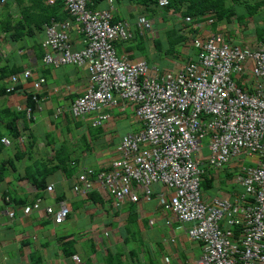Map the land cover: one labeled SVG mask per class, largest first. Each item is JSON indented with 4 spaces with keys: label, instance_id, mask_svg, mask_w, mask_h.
Listing matches in <instances>:
<instances>
[{
    "label": "built area",
    "instance_id": "1",
    "mask_svg": "<svg viewBox=\"0 0 264 264\" xmlns=\"http://www.w3.org/2000/svg\"><path fill=\"white\" fill-rule=\"evenodd\" d=\"M87 2L63 0L85 46L72 50L70 21L51 24L42 41L43 61L85 68L88 86L71 104L73 118L95 115L93 126H101L111 117L105 111L124 114L130 109L141 127L120 139L117 157L105 169L82 170L80 186L74 185L73 191L86 195L96 187L116 208L148 202L155 194L159 208L169 214L165 226L178 223L199 245L195 264H264V39L249 49L220 33L195 37V59L179 69L162 70L115 48L133 38L134 25L140 33L152 27L144 16L135 24L112 23L110 10L89 9ZM158 4L165 6L167 0ZM32 76L29 70L11 75L7 92ZM43 83L33 80V87L37 90ZM1 143L9 144L6 138ZM243 155L257 156L255 167L241 165L234 177L243 191L232 198L205 197V168L213 182ZM46 191L51 192L52 185ZM39 207L35 202L23 212ZM44 211L56 224L70 213L64 202ZM72 258L79 262L77 255Z\"/></svg>",
    "mask_w": 264,
    "mask_h": 264
},
{
    "label": "crops",
    "instance_id": "2",
    "mask_svg": "<svg viewBox=\"0 0 264 264\" xmlns=\"http://www.w3.org/2000/svg\"><path fill=\"white\" fill-rule=\"evenodd\" d=\"M259 1L262 0H254ZM7 3L9 4L7 13L11 14L10 19L13 22L23 20V14L27 16L34 13L37 23L33 22L31 25L36 29L41 19L38 12L33 10L35 7L30 1L26 0L20 6L17 0H7ZM115 4L117 7L112 9V14L114 18H121L120 20H136L138 11L141 10L126 2L115 1ZM109 6H113V3L105 1L99 7L108 9ZM162 17L155 16L150 19L153 22V29L144 32L140 37L154 49L150 54L146 50L144 53L137 51L141 50L142 45L135 44L132 47L131 42L117 45L118 53L126 55L129 59L146 60L150 66L162 67L164 64L157 61L164 60L172 64L171 67L165 68L179 69L193 56L195 59V55H189L190 50H193L190 42L194 36L205 37L221 33L227 37L228 33L235 30L237 33L235 40L232 36H228V39L234 44L240 41L249 49H254L259 41L256 37V28L264 29V6L259 9L255 18L240 21L233 18L228 23L217 24L215 21L204 20L199 24L193 37L187 28L184 30V27H180L182 22L178 16L169 14ZM209 25L213 26L212 30ZM40 26L41 29L34 30L33 35L21 38L17 43H11L5 33H0V75L6 69L15 68L19 72L30 70L33 74L30 80L19 81L13 93L0 97V135L2 134V139L7 138L10 141L9 145H0V163L6 161V176L0 179V264H107L104 262L105 254L120 251L126 264H131L128 257L132 256L142 243L152 246L148 248L146 255L153 259L159 248L157 243L159 239L163 243L161 248L168 250L170 264L184 262L195 264L197 258L194 257L193 248L199 245L191 242L176 223H172L170 227L163 225L169 214L159 208L155 197L148 202L139 204L127 202L116 208L111 197L96 187L92 196L73 191L74 185L80 186L77 177L82 170L92 169L99 172L117 157L116 146L120 138L128 133L115 136L117 130L123 131L134 125L136 132L140 130L141 124L139 121L132 122V118L125 115L128 111L131 112L129 109L124 114H120L116 109L107 110L111 117L102 123L100 129L91 128L95 115L89 117L86 115L82 119L69 118L72 102L82 96L88 86V76L84 67L73 65L53 67L42 64L41 42L44 39L45 26L44 24ZM178 26L181 34L188 38L187 42L179 44L185 56L163 57L162 53L154 48L153 40H157L159 35L163 34L165 40L161 43L166 45L164 42L167 31L178 29ZM69 36L73 49L79 50L83 47V36L75 27L70 29ZM170 60L173 62L170 63ZM39 77L45 78V82L36 90L32 82ZM8 78L9 75L0 83L7 85ZM27 96L35 97L30 105L32 111L29 116L26 113ZM6 112L18 113V119L15 121L17 139L8 137L10 131L5 124L9 116L4 114ZM55 153L63 155L69 153L67 160L75 163L73 168L68 167L71 171L64 173L60 168L53 169L57 164ZM241 165L255 167L257 156L243 155L240 160L228 164L219 172L217 180L213 179L210 187L203 189L207 190L204 196L232 198L235 194L241 193L243 188L234 179ZM36 167L42 171L47 170V174L43 176L44 186L40 190L31 179L23 175L27 169L33 174ZM205 170L204 176L209 179L212 172L206 168ZM48 185H52L51 192L46 191ZM229 185L233 186L232 192L227 189ZM209 190H212L213 194L208 193ZM36 201L39 202L40 210L32 211L30 214L23 213L25 206H30ZM60 202L69 207L70 213L63 223L55 224L52 218L46 216L44 208L47 206L57 208ZM9 212L13 213L12 217L8 215ZM151 220H154V225L150 226ZM159 224L163 228H159ZM158 232L160 233L157 235ZM179 232H183V236L178 237ZM104 237H108V241L103 246ZM124 238L127 246L123 243ZM171 239L174 241L171 242ZM136 240L141 241L137 246ZM186 241H189L190 248L185 245ZM181 254L185 256L184 261ZM75 255L79 257V262L73 260L72 257ZM147 256L137 261V264H149L146 261ZM162 258L158 260L159 264Z\"/></svg>",
    "mask_w": 264,
    "mask_h": 264
},
{
    "label": "trees",
    "instance_id": "3",
    "mask_svg": "<svg viewBox=\"0 0 264 264\" xmlns=\"http://www.w3.org/2000/svg\"><path fill=\"white\" fill-rule=\"evenodd\" d=\"M26 0H17L18 5H22ZM32 3V5L35 7L33 10L38 12L39 18L41 19V22L38 26H36V29H41V24H44V34L46 28L54 24L56 22L61 23L68 19H72L70 17L68 11L65 9L63 0H56L54 4H48L47 0H28ZM106 0H88L87 2V8L92 10L99 9V6L105 2ZM117 2H126L130 6H134L136 9H141L139 12V15H144L147 17V19H153L155 16H167L169 14H172L173 16H178L182 23H180V27L184 30L187 28L189 34H191L193 37L194 34H196V30L198 27L195 25L200 24L202 21L207 20L208 22H216L222 23L226 22L228 23L231 19H236L237 21L244 20L245 18H253L259 11V9L264 6V1L259 2H252V0H167V5L160 7L158 4L159 0H114ZM8 6L7 0L3 4L0 5V33H5L7 35L6 38H8L11 43H17L18 40L24 37H30L33 35L34 26L31 24L37 23L35 21L34 13H30L29 15L25 16L23 14L22 18L23 20L19 22H13L11 19V14H8ZM24 10V9H23ZM138 15V16H139ZM42 16V17H41ZM119 17V16H117ZM189 17L191 19L190 22L186 23L185 19ZM3 18V20H2ZM11 18V19H10ZM163 18V17H162ZM121 18H112V23L117 22ZM180 21V22H181ZM164 23V21L162 22ZM264 32V29H263ZM139 32L136 31L135 37L138 38V44L142 45L140 48L141 52H145V42H143V39H141V35ZM181 30L178 26V29H172L171 31H167L166 33V45H162L160 40H153L154 48L162 53L163 57H177V52L175 50V47L179 44H184L188 41V38L186 35L181 34ZM256 37L259 41H262L264 39V33H256ZM191 39V38H190ZM132 41V40H131ZM130 43V42H129ZM117 45H122L116 44ZM42 49V47H41ZM128 49H130L128 47ZM42 51H44L42 49ZM131 51V50H129ZM48 66H53L51 64H47ZM55 67V66H53ZM18 69H6L2 72L0 75V82L4 80V78L9 75V78L11 75L18 74ZM5 85L4 83H0V97L2 96H8L10 93H13L16 90V86L13 87V90L7 92V89L12 86L11 82L9 81ZM81 97V96H80ZM35 97L27 96L26 100L28 103L27 109L29 110V115L32 111V107L30 105L34 101ZM108 111H105L104 113H107ZM4 114H7L9 116V119L6 121L5 127L10 131L8 137L17 139L18 138V131L15 127V121L18 119V113H12V112H6ZM28 115V116H29ZM99 127V128H98ZM93 129H100V126H91ZM91 130V129H90ZM89 132V131H88ZM2 134L0 135V139H2ZM28 141V140H27ZM28 143V142H27ZM2 143L0 142V145ZM27 145V144H26ZM69 157V153L67 155H63L61 153L56 154L55 153V161L56 165L53 167V169L60 168L63 170V172H69L71 171L68 167L71 166V168L74 167V162L67 160ZM6 161L0 163V179L3 178V174L6 173ZM36 172L33 174L27 169L25 172V177L32 180V183L35 185V187L40 190L44 184H43V176H45V173L47 174V170L44 169L42 171L40 168L36 167L34 169ZM97 173V172H94ZM211 179H208L207 176L203 177V180L201 182L202 188L205 189L207 187H210ZM91 196L94 195V190L89 192ZM155 197V194L153 195ZM152 197V199H153ZM135 204V203H133ZM124 205V204H123ZM120 208V207H118ZM138 242V240H136ZM123 243L126 245V240L124 238ZM162 241L158 240V250L163 252ZM127 246V245H126ZM134 252V251H133ZM107 264H126L125 260L123 259V254L120 252L112 253L108 252L105 254V261ZM131 263V262H130ZM140 263V262H139ZM136 264V263H133ZM149 264H159L158 260L150 259Z\"/></svg>",
    "mask_w": 264,
    "mask_h": 264
},
{
    "label": "rangeland",
    "instance_id": "4",
    "mask_svg": "<svg viewBox=\"0 0 264 264\" xmlns=\"http://www.w3.org/2000/svg\"><path fill=\"white\" fill-rule=\"evenodd\" d=\"M254 0H252V2H253ZM116 7H117V5H116ZM256 17V15L253 17V18H255ZM178 20V19H177ZM179 21H181V19H179ZM181 22H183V21H181ZM209 27H210V29L212 30L213 29V26L212 25H209ZM241 33H244V32H241ZM256 33H264L263 32V29H257L256 28ZM228 36L230 37V36H232V39H234L235 40V38H236V36H237V33H236V31L235 30H233V32H231V33H228ZM228 36L226 37V38H228ZM158 39L160 40V41H163V40H165V37L163 36V34H160L159 35V37H158ZM132 41H131V44H130V46H132V47H134V45L135 44H138V38L137 37H135V35H134V37L131 39ZM164 43H166V42H164ZM235 44L237 45V46H240V47H242V48H247V45L245 44V43H242V42H240V41H237V42H235ZM145 46H146V51H147V53L148 54H150L154 49L153 48H150L149 47V43L148 42H146L145 43ZM175 50H176V52H177V56H181V58H184V54L182 53V46H179V45H177L176 47H175ZM187 55V54H186ZM190 56H193V55H195V50L193 49V50H190V54H189ZM171 61V60H170ZM178 61H180V60H178ZM41 62H42V64L44 65V66H48L44 61H43V58H42V60H41ZM157 62H160V63H162V64H164L160 69H162V70H171V69H168V68H165V67H168V66H172V64H169L167 61H164V60H158ZM173 61H171L170 63H172ZM37 80H42V81H44L45 82V78H42V77H39V78H37ZM70 115H71V113H70ZM69 114H68V117L69 118H71L72 117V115L70 116ZM125 115H127L128 117H131L132 118V122H136L137 120L134 118V115L132 114V112H130V111H128ZM86 117H89V115L88 116H86ZM72 119V118H71ZM134 119H135V121H134ZM129 120V119H128ZM134 125H132V126H129L126 130H117L115 133H114V135L115 136H117V135H120V134H122V133H126V132H134ZM24 175V174H23ZM3 176H6V174H3ZM235 185V184H234ZM201 189H202V185H201ZM227 189H229V191L230 192H232L233 191V186H231V185H229L228 186V188ZM206 191L207 190H205L204 191V193H206ZM208 193H212L213 194V192H212V190H209L208 191ZM37 202V201H36ZM35 203V202H34ZM33 203V204H34ZM32 204V205H33ZM32 205H30V206H32ZM36 211V210H35ZM30 214V213H29ZM149 218H147V220H148ZM146 220V221H147ZM177 226L179 225L178 223L176 224ZM138 227V226H137ZM159 228H163V226L161 225V224H159ZM183 231V230H182ZM163 233H165V230H163L162 231ZM160 232H158L157 233V235L159 234ZM178 237L179 236H183V232H179L178 233V235H177ZM104 239V241H103V243H102V245L104 246L105 244H106V242L108 241V237H104L103 238ZM169 239H167V241H168ZM187 243H185V245H187V247L188 248H190V244H189V241H186ZM141 243V241H138L137 242V244H136V246L137 245H139ZM158 243V242H157ZM178 244L180 245V242H178ZM152 246L149 244V246L148 245H144L143 243H142V245H140L139 246V248H138V250L132 255V256H129L128 257V260H130L129 262H132V263H136L137 264V261H140L143 257H145V256H147L146 255V253H147V250H148V248H151ZM167 247L170 249L171 247H170V245H169V243H167ZM174 249V248H173ZM193 252H194V257L195 258H197L199 255H200V253H201V250H200V248L199 247H197V248H193ZM167 254H168V250H163V252H161V251H157L156 252V254L154 255V257H153V259L154 260H159V259H161L163 256H167ZM181 257H182V260L184 261V259H185V256L183 255V254H181ZM146 261L147 262H149L150 261V259H149V257L147 256V258H146ZM131 263V264H132ZM184 264H186L185 262H184Z\"/></svg>",
    "mask_w": 264,
    "mask_h": 264
},
{
    "label": "clouds",
    "instance_id": "5",
    "mask_svg": "<svg viewBox=\"0 0 264 264\" xmlns=\"http://www.w3.org/2000/svg\"><path fill=\"white\" fill-rule=\"evenodd\" d=\"M107 2L109 1V2H112L113 3V6H109V8L107 9V8H100L99 7V9H97V10H100V9H107V10H110V12H111V15H112V17H113V14H112V9H114L115 7H116V4H115V1L114 0H106ZM139 16H144V15H139ZM138 16V17H139ZM71 17V16H70ZM137 17V18H138ZM145 17V16H144ZM137 18H136V20H137ZM146 19H147V17H145ZM179 18V17H178ZM187 18H189V17H187ZM180 19V18H179ZM136 20H122V21H129V22H131L132 24H135V22H136ZM150 23H151V25H152V27L148 30V31H151L152 29H153V22L151 21V20H149V19H147ZM66 21H70L71 22V26L69 27V29H68V34H69V31H70V29L72 28V27H75L76 28V30H77V32H78V26H76V24L74 23V20L73 19H68V20H66ZM185 22H186V19H185ZM56 23H58V22H56ZM186 23H188V22H186ZM196 27H198L199 26V24L198 25H195ZM134 32H133V37H134V35L136 34V31L137 32H139V30H138V28H136L135 27V25H134ZM148 31H144V32H148ZM80 33V32H79ZM140 33V32H139ZM138 33V34H139ZM82 36H83V34L82 33H80ZM221 34V33H220ZM140 35H143V33H140ZM222 35H224V34H222ZM225 36V35H224ZM70 37V36H69ZM195 37H199V36H194L193 38H195ZM44 38H45V35H44ZM192 38V39H193ZM225 38H226V36H225ZM228 39V38H227ZM44 40V39H43ZM42 40V41H43ZM83 40H84V36H83ZM192 41V40H191ZM231 41V40H230ZM129 42H131V40L129 41ZM128 42V43H129ZM128 43H125V44H128ZM191 43V42H190ZM234 44V43H233ZM70 45H71V40H70ZM236 45V44H235ZM85 46V43L83 42V47ZM41 47H42V42H41ZM82 47V48H83ZM190 47H192L191 45H190ZM71 48H72V46H71ZM81 48V49H82ZM116 48V47H115ZM193 48V47H192ZM43 49V48H42ZM194 49V48H193ZM44 50V49H43ZM72 50H76V49H73L72 48ZM195 50V49H194ZM44 54H45V50L43 51V56H42V58L44 57ZM195 54H196V50H195ZM195 57H196V55H195ZM194 58V56L192 57V59L191 60H189V61H192V60H194L193 59ZM146 61V60H145ZM188 61V62H189ZM147 62V61H146ZM148 63V62H147ZM187 63V62H186ZM149 64V63H148ZM150 65V64H149ZM25 70H23L22 72H24ZM30 71V70H29ZM22 72H19L18 74H21ZM31 78H33V76L31 77ZM30 78V79H31ZM30 79H28V80H30ZM32 85H33V82H32ZM28 110V109H27ZM130 110V109H129ZM132 112V111H131ZM26 113H27V111H26ZM133 114V113H132ZM137 132V131H136ZM135 133V132H134ZM126 134H128V133H126ZM125 135V134H124ZM123 135V136H124ZM122 136V137H123ZM121 137V138H122ZM120 138V139H121ZM4 139V138H3ZM7 139V138H6ZM2 140V139H1ZM8 140V139H7ZM8 142L10 143V141L8 140ZM119 143V142H118ZM3 144V143H2ZM3 145H9V144H3ZM101 171V170H100ZM88 194V193H87ZM86 194V195H87ZM26 207V206H25ZM24 213V212H23ZM51 218V217H50ZM54 222V221H53ZM56 224V223H55ZM164 226H165V224H163ZM165 227H168V226H165ZM79 258V257H78ZM165 259H167V261H165ZM197 260V259H196ZM80 261V260H79ZM161 264H170V260H169V258H168V256H166V257H164L163 256V258H162V261H161Z\"/></svg>",
    "mask_w": 264,
    "mask_h": 264
}]
</instances>
